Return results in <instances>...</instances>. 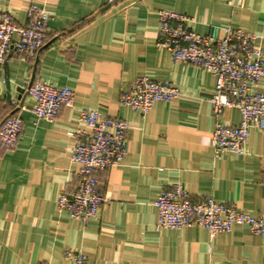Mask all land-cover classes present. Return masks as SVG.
Here are the masks:
<instances>
[{"label":"crops","instance_id":"crops-1","mask_svg":"<svg viewBox=\"0 0 264 264\" xmlns=\"http://www.w3.org/2000/svg\"><path fill=\"white\" fill-rule=\"evenodd\" d=\"M30 4L49 16L47 41L37 60L11 52L0 65V123L9 115L22 121L15 147L0 148V264H70L66 250L89 264H264V239L247 227L214 237L198 227L157 229L155 207L162 190L180 184L192 202L209 197L264 216V129L249 130L243 155L216 157L215 125H238L239 111L215 115V78L156 45L157 12L166 10L191 18L201 36L255 34L264 58V0H0V12L23 25ZM139 77L169 82L181 96L144 115L132 111L119 99ZM37 81L74 93L54 122L31 113L25 88ZM255 91L264 94V77ZM82 109L127 124V155L95 174L109 202L84 225L56 210L59 195L80 183L68 132L83 128Z\"/></svg>","mask_w":264,"mask_h":264},{"label":"built area","instance_id":"built-area-1","mask_svg":"<svg viewBox=\"0 0 264 264\" xmlns=\"http://www.w3.org/2000/svg\"><path fill=\"white\" fill-rule=\"evenodd\" d=\"M157 15V48L166 50L175 63L194 65L215 78V94L210 99L215 115L229 108L239 111L238 125H215L210 139L213 153L216 157L225 153L243 155L249 130L264 129V94L255 91L264 77V58L261 47L256 44L260 37L227 28L222 38L214 39L197 34L191 27L192 19L185 15L166 10L158 11ZM48 21L46 10L35 4L27 8L23 25L0 12V65L11 52L34 59L47 41ZM25 91L33 102L31 113L37 121L54 122L60 109L71 106L74 99L70 88L43 81L32 83ZM180 96L181 90L169 82L139 77L120 95L119 102L144 115L155 103L170 102ZM79 121L83 128L69 131L68 135L75 141L70 161L79 167L80 183L74 191L59 195L56 210L84 225L96 220L102 205L109 202L99 193L95 174L119 165L127 155V124L92 109L80 110ZM21 132V119L14 115L8 117L0 126V148L12 150ZM155 207L157 229L198 227L214 237L229 233L234 226H245L264 239V216L242 213L209 197L192 202L180 184L162 190ZM64 255L70 264H89L78 251L66 250Z\"/></svg>","mask_w":264,"mask_h":264},{"label":"water","instance_id":"water-1","mask_svg":"<svg viewBox=\"0 0 264 264\" xmlns=\"http://www.w3.org/2000/svg\"><path fill=\"white\" fill-rule=\"evenodd\" d=\"M42 48H43V47H42ZM42 48H41V49H42ZM41 49L37 52L36 60H37V58H38V55H39ZM31 85H32V82L29 83V85L27 86V88H29ZM26 95H27V92L25 91V96H26ZM10 116H11V115H9L8 117H10ZM8 117H6V118L0 123V126L3 124V122H4Z\"/></svg>","mask_w":264,"mask_h":264},{"label":"trees","instance_id":"trees-1","mask_svg":"<svg viewBox=\"0 0 264 264\" xmlns=\"http://www.w3.org/2000/svg\"><path fill=\"white\" fill-rule=\"evenodd\" d=\"M113 2V1H112Z\"/></svg>","mask_w":264,"mask_h":264}]
</instances>
